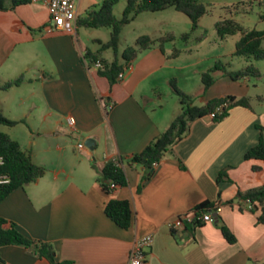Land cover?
Masks as SVG:
<instances>
[{
	"label": "crops",
	"instance_id": "obj_1",
	"mask_svg": "<svg viewBox=\"0 0 264 264\" xmlns=\"http://www.w3.org/2000/svg\"><path fill=\"white\" fill-rule=\"evenodd\" d=\"M103 1L76 0L77 19ZM12 2L6 0V9L0 11V91L4 93L0 113L18 122L11 128L23 126L24 142L9 137L46 172L0 202V217L7 225L13 224L28 239L51 245L59 262L126 264L134 241L152 235L145 264H264L259 212L243 208L237 200L238 193L264 185V161L244 160L246 151L258 142L255 125L264 127V114L237 107L219 122L210 117L191 122L188 134L171 146L145 180L146 169L127 162L180 112L172 81L186 94L187 81L200 82L198 94L203 102L196 105L193 100L200 107L229 95L247 96L248 80L233 81L219 71L214 74L215 83L203 92L201 73L219 56L182 60L191 52L179 50L174 57L166 45L174 44L177 36L159 31L140 36L157 39L172 33L175 40L141 51L125 68L123 78L110 85L85 59L87 51L95 53L100 48L92 51L82 43L78 30L83 27L76 24L75 32L47 33L49 15L43 5L13 6ZM195 33L183 42L185 49L193 38L205 39L197 41ZM228 38L217 37L222 43ZM233 53L224 57L229 58L227 65ZM18 79L17 85L3 89ZM68 117L74 119L73 128L67 125ZM87 139L94 140L93 149L85 146ZM79 144L84 147L79 149ZM118 160L127 185L106 193L98 182L99 172L106 163ZM252 167L260 171L253 172ZM223 169L228 179L217 181ZM110 200L130 203L133 218L128 229L105 215ZM205 202L221 206L217 221L171 231L170 221ZM221 223L235 243L225 240ZM0 264L50 263L24 247L4 246Z\"/></svg>",
	"mask_w": 264,
	"mask_h": 264
},
{
	"label": "trees",
	"instance_id": "obj_2",
	"mask_svg": "<svg viewBox=\"0 0 264 264\" xmlns=\"http://www.w3.org/2000/svg\"><path fill=\"white\" fill-rule=\"evenodd\" d=\"M6 0H0V11L6 9ZM13 6L27 2L26 0H12ZM120 0H104L99 8L91 9L88 14L81 19H77V26L86 29L106 28L110 30L109 40L100 46V49L92 53L87 51L85 59L92 64L99 62L101 68L99 74L109 81L110 85L117 81L118 75L127 68L137 55L154 45L162 48V45L173 42L175 36L172 33L152 39L143 35L137 38L136 46L127 48L119 57V46L121 33L124 26L130 24L141 13L161 12L170 8L186 16L191 22L189 32L182 33L179 39L182 42H188L199 28V21L205 15L211 13L210 6L218 0H127L125 8L119 18L113 13V8ZM251 1V0H250ZM255 0H252V2ZM263 2V1H262ZM258 5L262 8L264 2ZM246 4V2H240ZM260 20L264 21V13L259 15ZM213 30L217 37L224 38L239 35V40L235 43V50L232 57L244 58L247 65L237 71L227 69V65L222 61H215L214 65L201 73V84L203 92L207 91L214 83V74L223 71V75L233 81L248 80L249 78H260L261 70L253 62H264V30L246 29L234 18H223L214 23ZM203 40V36L196 39ZM111 50L113 58L110 62L102 57V52ZM180 51L173 50V56L176 57ZM122 60V64L120 63ZM20 79L6 83L3 89L17 85ZM173 93L179 98L181 105L180 112L172 120L168 128L149 143L142 152L132 155L127 159L131 165H140L146 169L147 174L143 180L150 177L153 173V163H158L170 150L171 146L182 140L189 132L191 122L209 117L215 114L212 119L214 122L222 121L233 108H244L253 111L251 100L248 96L237 98L235 96H225L223 98L212 99L204 106H196L193 98L179 90L175 83L171 82ZM260 99V98H257ZM220 114L216 113L219 107H222ZM18 122L8 120L0 113V126L13 127ZM259 132L258 142L244 154V160L264 161V127L255 125ZM0 156L3 163L0 165V202L18 188H22L30 183L37 181L42 177L46 169L37 166L31 158L29 152L21 149L18 142L12 140L8 134L0 131ZM183 168L182 165H180ZM253 172H259L260 168L252 167ZM227 169L219 172L217 181L227 180ZM98 182L106 193L113 192L117 187L127 185L126 175L122 167V161H112L105 164L99 172ZM237 200L244 208L251 206L250 211L259 212L257 221L264 225V185L249 189L243 193H238ZM212 204L205 202L198 205L195 210H208ZM105 215L122 229H128L131 226L133 212L128 201L110 200L105 208ZM219 223V222H218ZM7 221L0 217V248L4 246H21L29 249L33 255L38 258L46 259L50 264H73L72 262H59L56 260L55 251L51 245L35 242L23 236L13 224L7 226ZM199 224H191L192 227ZM225 240L233 244L234 236L229 232L223 223L219 225Z\"/></svg>",
	"mask_w": 264,
	"mask_h": 264
},
{
	"label": "rangeland",
	"instance_id": "obj_3",
	"mask_svg": "<svg viewBox=\"0 0 264 264\" xmlns=\"http://www.w3.org/2000/svg\"><path fill=\"white\" fill-rule=\"evenodd\" d=\"M127 0H120L113 8V13L116 17H120ZM264 0H218L212 6L210 15H205L199 21V29L195 33V37L204 36L205 39L201 42H196L193 38L191 43L184 47L183 42L179 39V35L186 33L191 28V22L183 14L175 11L173 8L161 11V12H146L141 13L137 16L135 21L126 25L122 29L121 40L119 46V57L129 47H135V42L138 36L141 34H154L161 32H173L177 36L174 44H167L166 48L169 52L176 48L178 50H189L191 55L185 54L181 56L182 60L194 57H212L219 56L216 60H221L227 65V60L224 57H229L234 52L235 43L239 40V35L228 38L225 42H220L213 30L214 23L223 18H235L243 27L246 29H258L264 30V21L260 20L259 15L264 13V6L260 7L258 3ZM240 2H246V4ZM262 2V4H263ZM80 40L87 46L89 50L96 51L100 48V45L94 41L99 39L100 42L108 41L110 31L106 28L100 29H85L80 28L79 30ZM112 51L107 50L103 53V57L107 60H111ZM121 58V57H120ZM227 69L231 71H237L247 65L244 58L233 57ZM260 70V78H249L247 84V96L251 100L252 109L258 115L264 114V62H253ZM242 82L244 80H241ZM188 83V94L193 96V100L196 105H200L203 102V95L198 94V88L201 87L200 82L193 84V81H187ZM0 91V98L3 97ZM173 97V96H172ZM175 97V96H174ZM260 98V99H257ZM0 131L8 134L11 138H19L20 142H24L23 126L19 125L16 128L0 126Z\"/></svg>",
	"mask_w": 264,
	"mask_h": 264
},
{
	"label": "built area",
	"instance_id": "obj_4",
	"mask_svg": "<svg viewBox=\"0 0 264 264\" xmlns=\"http://www.w3.org/2000/svg\"><path fill=\"white\" fill-rule=\"evenodd\" d=\"M30 3H38L43 5L49 15V24L46 28L47 33H54L58 31L64 32H75L77 23V8L76 0H26ZM94 66L97 69L101 68L99 62H96ZM124 74L121 72L117 79L121 80ZM222 107L216 110V113L220 114ZM211 119L215 117V114L209 116ZM67 125L73 128L75 125L72 117L67 118ZM83 144H79L78 148L82 149ZM3 163V158L0 156V165ZM158 163H153V168ZM247 209H251L250 205L245 206ZM221 212V206L216 205L208 210H193L188 213L178 215L175 219L169 222L168 226L173 232H179L186 225L191 224H204L214 220V215H218ZM8 226V225H7ZM153 243V236L146 235L139 239H136L131 246L129 251L128 259L126 264H145L146 251L151 247Z\"/></svg>",
	"mask_w": 264,
	"mask_h": 264
},
{
	"label": "water",
	"instance_id": "obj_5",
	"mask_svg": "<svg viewBox=\"0 0 264 264\" xmlns=\"http://www.w3.org/2000/svg\"><path fill=\"white\" fill-rule=\"evenodd\" d=\"M94 144H95V142H94L93 139H87V140L85 141V146L88 147L89 149H93V145H94ZM214 219H215V221H217V220H216V219H217L216 215H214ZM183 228H185V227H183Z\"/></svg>",
	"mask_w": 264,
	"mask_h": 264
}]
</instances>
